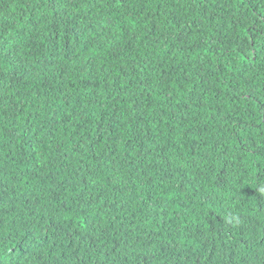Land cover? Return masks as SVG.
<instances>
[{"label":"trees","instance_id":"16d2710c","mask_svg":"<svg viewBox=\"0 0 264 264\" xmlns=\"http://www.w3.org/2000/svg\"><path fill=\"white\" fill-rule=\"evenodd\" d=\"M0 264H264V0H0Z\"/></svg>","mask_w":264,"mask_h":264}]
</instances>
